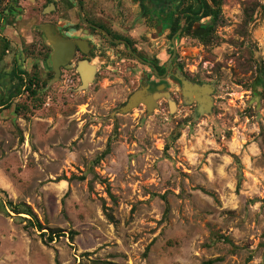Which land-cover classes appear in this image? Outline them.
Instances as JSON below:
<instances>
[{
  "label": "rangeland",
  "instance_id": "1",
  "mask_svg": "<svg viewBox=\"0 0 264 264\" xmlns=\"http://www.w3.org/2000/svg\"><path fill=\"white\" fill-rule=\"evenodd\" d=\"M1 1L0 264H264V0H80L169 64L92 34L87 84L43 31L75 0Z\"/></svg>",
  "mask_w": 264,
  "mask_h": 264
},
{
  "label": "flooded vegetation",
  "instance_id": "2",
  "mask_svg": "<svg viewBox=\"0 0 264 264\" xmlns=\"http://www.w3.org/2000/svg\"><path fill=\"white\" fill-rule=\"evenodd\" d=\"M75 1L77 3V6H78L77 8H78V14H79V21H81V23L86 27L87 33L86 34L84 33L81 36L80 35L79 36L71 35L70 30H73L76 32H79V30H81L77 26H72L71 28H68V29L63 30V31L61 29H60V31H57L58 36L63 38L64 40L67 39V40L75 41V48L73 51V59L78 57L77 61L78 62L80 61L82 63V62H87L89 59H91V58H93V56H95V54L97 53L96 47L98 48L99 45L94 46V44H92L93 42H92L90 36H92V34H96L98 36L99 40H101V41L108 40V42L110 44H114V45L116 44V45H120V46H123L124 48H126L127 51L130 52L131 56L137 62H139L142 66L148 68L151 72H153L154 76L157 77L156 74L158 72V74L160 76H166L165 79L169 77V75H165L166 73H168L169 64H168L167 68L165 66H162V65H156V63L150 62L145 57L138 55L136 52H134V51L131 52L132 46L130 45L129 39L118 38V37L116 38V36L114 37L113 36L114 34L112 35L111 30H107L103 26V23H101V22L94 21V20L86 21L82 15V7L80 4V0H75ZM70 3H73V0H70ZM105 6H107V5H105ZM8 8H9V5L6 7V12H7ZM80 11H81V14H80ZM108 11H111V10H108ZM51 12H52V10L49 13H51ZM178 30H180V29H178ZM176 34H174V35H176ZM174 53H175V50H174ZM73 59L70 60L67 67L71 66V64H72L71 61H73ZM63 67H66V66H61V68H63ZM86 70H88V69L86 68ZM129 71H132V69H129ZM145 75L146 74L140 76L141 83H145V85L142 88H144V87L147 88L149 86L147 84L151 83L149 80L151 76L147 77ZM147 78H148V81H147ZM141 83H140V85H141ZM142 88H140L138 90H141Z\"/></svg>",
  "mask_w": 264,
  "mask_h": 264
},
{
  "label": "water",
  "instance_id": "3",
  "mask_svg": "<svg viewBox=\"0 0 264 264\" xmlns=\"http://www.w3.org/2000/svg\"><path fill=\"white\" fill-rule=\"evenodd\" d=\"M80 14H81V11H80ZM43 28H44L43 31L45 32V36L48 38L47 40H49V44L53 49L51 61H52V64L54 65V70L56 71L57 76H58L59 68L61 66L67 67L70 60L73 59L75 41H71L67 39L64 40L63 38L59 37L56 29L52 26L48 25V26H44ZM52 35H54L53 39H50ZM88 65H89L88 62H82L80 63L79 69H78L85 84H87L89 80H91V77L94 72L93 71L94 68ZM86 68H88L89 70H86ZM196 89L201 90L202 88H196ZM148 91H149V88L147 87V88H144L142 90H138L137 92H135L130 97L128 103L121 109V112L127 113L133 110L135 107H137L139 103L147 101L146 94Z\"/></svg>",
  "mask_w": 264,
  "mask_h": 264
},
{
  "label": "trees",
  "instance_id": "4",
  "mask_svg": "<svg viewBox=\"0 0 264 264\" xmlns=\"http://www.w3.org/2000/svg\"><path fill=\"white\" fill-rule=\"evenodd\" d=\"M3 2V0L1 1ZM202 9H203V12L201 14V16H199L198 18H192V17H187V21L188 22H197L199 21L201 18H206V17H212V18H215V19H218L219 18V15H220V12L217 11V10H213L209 4L205 1H203L202 3ZM180 20L178 19L176 22H175V28H173V34H176L178 32V29H179V22ZM34 81L35 80H30V86L29 88H32L34 84ZM36 227L40 230L42 229V227L39 225V224H36ZM53 235L57 234L58 232H52ZM45 235V233H43ZM50 241L52 242L53 241V236H50L49 237ZM99 264H113V263H110V262H98Z\"/></svg>",
  "mask_w": 264,
  "mask_h": 264
},
{
  "label": "bare ground",
  "instance_id": "5",
  "mask_svg": "<svg viewBox=\"0 0 264 264\" xmlns=\"http://www.w3.org/2000/svg\"><path fill=\"white\" fill-rule=\"evenodd\" d=\"M53 36H54V35H52V37H50V39H53ZM45 37H46V36H45ZM46 39H47V38H46ZM55 40H56V39H55ZM47 41L49 42V40H47ZM88 70H89V69H88Z\"/></svg>",
  "mask_w": 264,
  "mask_h": 264
},
{
  "label": "crops",
  "instance_id": "6",
  "mask_svg": "<svg viewBox=\"0 0 264 264\" xmlns=\"http://www.w3.org/2000/svg\"><path fill=\"white\" fill-rule=\"evenodd\" d=\"M52 48V47H51ZM53 50V49H52Z\"/></svg>",
  "mask_w": 264,
  "mask_h": 264
}]
</instances>
